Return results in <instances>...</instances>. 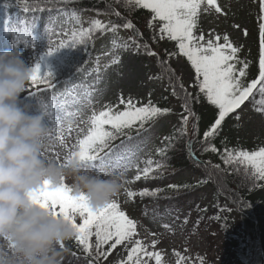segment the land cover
Returning <instances> with one entry per match:
<instances>
[{"label": "snow or ice", "instance_id": "1", "mask_svg": "<svg viewBox=\"0 0 264 264\" xmlns=\"http://www.w3.org/2000/svg\"><path fill=\"white\" fill-rule=\"evenodd\" d=\"M43 2L45 0H36L32 5L26 4L23 11L28 13L41 10V3ZM68 2L70 0H47V3L53 6L56 3ZM116 2L122 4L127 11L148 10L150 19L147 20L146 26L153 30V39L157 38L155 33L158 29L159 39L175 42V51L167 52L165 50L167 57L185 58L194 73V81L191 86L198 90L195 95L185 88L183 82L178 79L166 59H157V65L162 69V74L167 75L172 94L174 96H179V93L184 94L181 127L175 130V135L180 137L186 135L189 116H192L194 120L196 119L189 101L206 102L214 107L215 112L203 132V151L216 153L226 166L233 164L242 166L253 182L264 181V146L256 150H245L243 148L237 150L236 148L230 149L225 142H222L224 147L221 151L212 143L213 139L221 132L227 118L234 116L237 121L241 119L238 110L246 102L251 100L254 110L264 114V0H258V73L251 80L247 79L249 62L239 59L238 53L241 51V47L232 43L228 34L221 37L219 34L210 33L207 39L202 31L199 35L196 34L198 19L202 12L223 13V8L218 0H116ZM60 11L65 15L68 14L65 9H60ZM110 13L115 15L120 22H103L98 18H94L87 27H84L76 11L73 10L71 19L75 21V24L70 30L61 31L62 38L58 42H50L44 56L51 55L66 47L83 46L86 51L90 40H94L97 35L111 33L113 47L109 58L110 64L105 65V67L120 63V57L117 54L120 49L125 51L135 49L137 53L143 49L146 55L157 57V53L150 49L148 43L144 42L143 34L136 28L131 19L121 17L120 12L116 11L115 8H112ZM35 27V21L30 24L27 21H20L18 26L10 27L9 21L5 20V31L13 33L14 43H24L26 46L34 47L32 29ZM235 27L238 28L239 26L236 25ZM121 28L132 31V35L128 37L127 41L121 42L118 35ZM244 35H247V29L244 30ZM104 55L107 57L109 53L105 52ZM42 60L43 56L30 68L29 82L33 86L46 85L47 88H51L55 77L51 70L41 72ZM79 69L80 66L76 70ZM40 90L37 88V91ZM29 95L34 96L36 93L30 92ZM150 96L151 94H149V99L146 102H142L130 95L125 97L121 92L118 96L117 105L105 104L99 110L93 109L90 115L82 121V123L88 125L86 133L71 146L67 144L65 133L70 135L74 130L73 122L70 121L67 127L63 126L65 116L63 114L54 115L55 100L51 106L41 104L39 113L44 117L48 133L47 140L50 141L42 155L51 151L53 146L59 143L67 151L62 161L57 153L56 160L61 163L76 160L85 171L95 168L98 169V174L99 172L109 174L105 169L114 170L119 168L123 170L120 173L123 177L128 168L136 167L137 174L131 180H124L123 187L142 178L145 180L149 179L150 176L154 178L155 174H159L165 167L163 161L154 162L149 159L141 169L135 163V151L132 149H128L125 154L118 155L115 163H109L108 161L111 152L110 141L116 139L118 135L127 136L131 139L133 128H135L137 134H140L147 130L158 118L170 113V109L154 104ZM73 99L74 102H87L88 105L92 103L91 93L87 90L84 91L82 100L79 97ZM79 115V109L76 112L67 113L69 118ZM80 131L83 132L84 130L80 129ZM197 131L198 122L193 124L192 134L195 136ZM174 138L173 135L165 137V141L168 143L164 148L157 149V152L162 156L165 155ZM105 149H109V152L106 153ZM190 155L196 159L195 151H192ZM206 163L214 170H219L221 167L219 164L212 165L210 161ZM210 176L211 173H209V178ZM203 182H207V180ZM169 187L179 189L186 186L169 185ZM124 190L129 199L137 195L140 197L155 196L158 191L156 189L149 190L148 188H143L139 192H135L130 188ZM35 202L50 210L52 215L63 216L65 220L72 224L76 233L74 239L85 254L92 255L93 245L90 244V238L95 237L94 247L97 251L90 264H97L101 257L106 258L117 246L124 245L127 247L129 244L131 247L127 249L126 258L119 261L118 264H146L142 257H154L156 264H161L160 253L148 251L147 246L140 239H135L137 236V222L121 209L116 199L110 200L102 207L93 208L87 203L83 194L79 196L72 195L71 188L64 181L56 188H49L47 182H45V188L38 194ZM164 227L167 228L168 226L165 225ZM153 235L155 234L153 233ZM156 243L157 241L153 240L151 242L152 247H155ZM103 245H108L107 251L101 250ZM59 246L63 249V242ZM176 255L178 257L177 264H181V261L186 259L179 252H176Z\"/></svg>", "mask_w": 264, "mask_h": 264}, {"label": "trees", "instance_id": "2", "mask_svg": "<svg viewBox=\"0 0 264 264\" xmlns=\"http://www.w3.org/2000/svg\"><path fill=\"white\" fill-rule=\"evenodd\" d=\"M248 1L254 8L255 24L252 28L253 31L251 28L247 29L252 36L253 42L247 48L240 46L241 51L238 53V57L249 62L247 79L251 80L258 73L259 33L257 17L259 6L258 0ZM35 2L36 0H0V12L5 15L11 9L13 14L18 17V13H25L23 8L26 4L32 5ZM218 2L224 8L225 6L227 7L229 0H218ZM112 8L120 12L121 17L131 19L136 28L143 34L144 42L148 43L150 49L157 53L156 58L150 57L159 73L162 91L159 92L156 100H151L162 108L170 109V113L158 118L156 122L152 123L147 130L140 134H137L135 128H133L131 130V139L127 136L118 135L116 139L109 142L111 152L120 150L127 142L142 136L165 119L171 120V124L163 129L159 142L150 157L154 162L163 161L165 167L159 174H155L154 178L150 176L147 179V185L144 187L149 190H158L157 194L145 197L137 195L131 198L130 207H132L133 211L138 210L142 217H147L148 215L169 216V226L173 227L175 231L196 232L205 227L207 223L213 222L220 234L223 244L221 248L225 247L228 253L227 264H264V181L253 182L242 166L238 164L226 166L216 153L203 151V132L215 112L214 107L206 102L196 103L192 100L189 101L196 119L194 120L192 116H189L186 135L183 137L175 135V130L181 127L184 94L179 93V96L172 94L167 75L162 74V69L157 65L158 58L168 61L169 57H167L165 50L167 52L175 51V42L159 39L158 29L155 33L157 38L153 39V30L146 26L147 20L150 19V12L143 9L127 11L116 0H70L68 3H56L55 6L48 4L47 0H45V2L41 3V10L30 11L25 14L31 23L36 22V27L33 28V31L37 33L40 31L42 18L49 13L60 11V9H65L67 12L75 10L79 13L108 15L110 17L109 21L120 22L115 15L110 13ZM128 33L129 36L132 35L131 30H128ZM103 35H97L94 40H90L86 51L83 46H77L76 48L66 47L51 55H43L40 65L41 72L43 73L46 70L53 72L55 77L52 82L53 86L62 80L72 79L80 69H83L94 58L97 42ZM141 52L144 53L143 49H141ZM39 58L26 62L25 65L32 68ZM168 64L175 71L178 79L183 82L185 88L195 95L198 90L195 87H188L184 80L179 77V72L175 70L174 66L169 61ZM79 66L80 69L76 70ZM37 88L42 90L46 89L47 86H33L29 82L25 92L21 93L20 100L33 97L29 93H37ZM248 107L256 114L264 117V114L254 110L251 100L238 110L239 115ZM234 121V116L227 118L221 132L213 139L212 143L217 148L223 151L224 143L222 142H225L230 149L236 148L237 150L240 148L256 150L264 146V139L260 141L243 139L236 132V128L233 125ZM197 122L198 131L194 136L192 134L193 124ZM170 135L175 136V138L167 148L166 154L162 156L157 152V149L165 147L168 143L165 141V137ZM192 151H195L196 159L190 155ZM105 152H109V149H105ZM209 161L212 165H221L220 169L214 170L211 168L206 163ZM209 173H211L210 178ZM184 174H188V176L184 177ZM205 180L207 182H203ZM169 185H183L186 187L173 189ZM141 189L143 188L139 190ZM132 209L130 208V213H126L138 224L137 215ZM169 226L168 228H170ZM63 244L67 253L66 259L75 261L78 264H90L97 251L94 247V236L90 238V244L93 245L91 249L92 255L85 254L74 238L64 241ZM107 249L108 245H103L101 250L107 251ZM117 257L116 252L112 250L106 258L101 257L97 264H118L121 260Z\"/></svg>", "mask_w": 264, "mask_h": 264}, {"label": "rangeland", "instance_id": "3", "mask_svg": "<svg viewBox=\"0 0 264 264\" xmlns=\"http://www.w3.org/2000/svg\"><path fill=\"white\" fill-rule=\"evenodd\" d=\"M225 6V5H224ZM254 8L248 0H229L227 7L223 8L222 14H217L214 11L211 13H201L198 19V28L196 34L199 35L202 31L207 39L209 34H219L223 37L228 34L230 41L237 46L243 48L250 47L252 44V36L248 33L255 24ZM65 15L61 11L49 13L42 18L40 31L34 32L32 29V38L34 47L26 46L24 43H14V35L11 31H5V20L9 21V26H18L20 21L31 23L28 16L24 13L15 16L12 10H8L6 16L0 12V51L12 49L15 47L19 52L24 63L31 62L35 58L41 57L47 51L50 42H58L62 36L61 31H68L75 24L71 19V13ZM83 26H87L89 22L98 18L103 22L109 21L108 15H97L93 13L76 12ZM238 25L239 27H235ZM247 30V35H244V30ZM121 42L127 41L129 37L128 30L121 28L118 32ZM111 33H105L97 42L96 55L90 63L80 70L71 80L61 81L52 88H48L38 92L35 96L20 100L21 106H25L26 110L32 114H38L41 104L53 105L56 101L54 115H64L63 126L67 127L68 123L73 122L74 130L69 135L65 133L67 144L71 146L76 143L78 138H82L86 133L88 125L82 123L91 113L93 109H101L105 104L117 105L118 96L122 92L125 97L132 96L136 100L146 102L150 98L156 100L160 91H162L159 73L151 59L143 52L137 53L135 49L131 51L118 50L117 54L120 57L118 65L110 64V56L112 52ZM164 40V39H162ZM222 42V41H221ZM157 50V48H156ZM109 53L105 56L104 53ZM168 61L179 72V77L190 88L194 81V73L185 58H169ZM87 90L91 93V105L87 102H74V97L83 99V93ZM123 107L122 105L120 106ZM80 110V115L75 117H67V113ZM241 119L233 124L236 132L239 133L245 140L260 141L264 139V117L256 114L252 109L245 108L240 114ZM171 124L170 119H165L163 122L151 128L142 136L127 142L120 150L113 151L108 156L109 163H115L116 158L120 154H125L128 149L135 151V163L139 168L145 166V162L149 160L154 150V147L159 142L163 129ZM80 129L84 131L81 132ZM67 149L56 143L51 151L45 153V156L56 159L57 153L62 161ZM84 170V169H83ZM85 171V170H84ZM109 174L99 172L98 169L90 168L87 172L100 176L107 177L110 174H119L122 169H105ZM137 174L136 167H130L124 172L123 181L131 180ZM188 174H184L187 177ZM72 177L65 178V183L70 185ZM147 185V180L141 179L131 184L124 185L120 192L113 197L121 206V209L130 213V202L125 194V188L137 192L140 188ZM133 211V209H132ZM138 218L137 236L135 239H140L146 246L148 251L158 252L161 255V264H177L178 257L176 252H179L185 260L181 264H227V251L225 247L221 248L222 242L220 234L216 230L215 223L209 222L207 225L196 232L185 230L175 231L170 227V217L166 215H148L142 217L138 210L133 211ZM165 225L170 228L164 227ZM153 233L155 235H153ZM156 240L155 247H152L151 242ZM60 261L61 264H78L75 261L66 259V251L61 248ZM129 246H117L114 252L119 260L125 259ZM175 250V251H174ZM146 264H156L154 257H142Z\"/></svg>", "mask_w": 264, "mask_h": 264}, {"label": "clouds", "instance_id": "4", "mask_svg": "<svg viewBox=\"0 0 264 264\" xmlns=\"http://www.w3.org/2000/svg\"><path fill=\"white\" fill-rule=\"evenodd\" d=\"M30 68L15 47L0 51V264H61V242L76 235L63 216L35 202L45 188L71 176L72 195L93 208L104 206L123 187V177H100L76 161L61 163L42 153L50 141L44 117L20 104Z\"/></svg>", "mask_w": 264, "mask_h": 264}]
</instances>
